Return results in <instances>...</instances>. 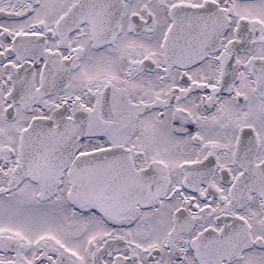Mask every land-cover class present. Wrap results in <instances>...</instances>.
Instances as JSON below:
<instances>
[{
  "label": "snow or ice",
  "instance_id": "obj_1",
  "mask_svg": "<svg viewBox=\"0 0 264 264\" xmlns=\"http://www.w3.org/2000/svg\"><path fill=\"white\" fill-rule=\"evenodd\" d=\"M0 264H264V0H0Z\"/></svg>",
  "mask_w": 264,
  "mask_h": 264
}]
</instances>
